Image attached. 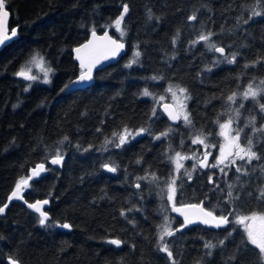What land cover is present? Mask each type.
I'll return each mask as SVG.
<instances>
[{
  "label": "trees",
  "instance_id": "1",
  "mask_svg": "<svg viewBox=\"0 0 264 264\" xmlns=\"http://www.w3.org/2000/svg\"><path fill=\"white\" fill-rule=\"evenodd\" d=\"M124 4L129 12L122 38L115 20ZM7 8L18 36L0 51V206L16 183L43 163L48 170L25 188L23 197L48 199L49 220L41 226L39 214L11 201L0 214V264H8V257L21 264H171L159 250V236L169 210L173 157L191 151L198 135L216 144L217 154L219 123L229 118L236 131L242 129V144L247 147L251 139L261 159L240 161L239 172L236 165L225 168L227 175L219 168L199 169L192 182L183 173L176 205L203 201L217 215L232 210L230 223L222 230L189 226L165 242L176 264H198L200 245L220 240L225 244L208 264H231L236 255V264H264V254L249 245L235 222L253 211L264 214V132L254 131L264 129L259 108L264 104V0H8ZM253 11L262 14L252 16ZM190 15L196 21L188 20ZM93 28L110 29L127 43V53L97 71L92 86L68 92L65 86L82 72L73 48ZM209 32L210 40L193 43ZM209 44L225 47L226 53L210 51ZM136 50L142 53L138 59ZM232 54L236 62L228 64L224 57ZM35 55L54 71L50 83H35L26 91L28 80L16 73ZM133 59L137 63L126 67ZM249 83L261 92L256 100L241 95ZM166 85L186 89L190 125L172 123L154 98L142 94L145 88L163 94ZM233 92L236 103L227 101ZM125 127L148 131L121 148L105 145ZM161 132L168 135L154 139ZM57 150L64 156L61 167L49 163ZM104 163L117 171H107ZM66 222L72 227L60 229ZM109 238L123 243L115 246Z\"/></svg>",
  "mask_w": 264,
  "mask_h": 264
},
{
  "label": "snow or ice",
  "instance_id": "2",
  "mask_svg": "<svg viewBox=\"0 0 264 264\" xmlns=\"http://www.w3.org/2000/svg\"><path fill=\"white\" fill-rule=\"evenodd\" d=\"M7 3L8 0H0V44H2L5 40L11 39L12 37H16L17 36V31L18 29L14 28L11 31L10 36L7 35H3V27H4V23H5V18L9 17V11L7 10ZM129 12V8L127 4L123 5V12L122 14L115 20V28L117 31L121 32V35L123 36L125 33L123 31H121V24L124 20L125 15ZM262 13L259 11H253L252 12V16H260ZM152 18L151 12L149 11V19ZM251 18V17H250ZM197 16L196 15H190L188 17V20L190 21H196ZM244 23H248V20H245ZM179 35V33H177V36ZM91 36H92V40H89L88 43H85L83 45H81L80 47H77L75 49V52L77 54L81 53L82 50H87L90 49L91 45L93 44V42L95 40H103V41H107L109 44V49L107 52L104 53L103 55V59L107 60L110 58H115L116 56H118L120 54V52L125 48V44L122 42H119L116 39H112L111 36L108 35L107 32L104 33V35L102 37H98L96 34L95 29L93 28L92 32H91ZM212 36V33H208L207 35L201 34L199 35L198 39L193 41V43H199L200 41H208L210 40ZM176 40L175 38L173 39V43H175ZM138 49V45L136 46ZM209 50L212 51L214 50L217 53H220L221 55H223L225 53V47H217L215 44H209L208 45ZM135 57L138 59L142 53L139 50H136L134 53ZM225 60L227 61L228 64H234L236 62V55L232 54L230 58L228 57H224ZM77 59L80 60L81 62V67L85 69L84 72H82L80 74V76L78 77V81H74L73 83L76 82H87V81H91L92 80V70L95 67L96 63L99 62V60H93L89 63H85L84 58L77 55ZM137 59H133L131 60L126 67H131L133 64L137 63ZM245 67H248V65H245ZM210 70V69H209ZM54 70L52 69H48V72H52ZM17 76L22 77L26 80L29 81H36L37 77L34 75H30L29 73L25 72V71H18L16 73ZM153 80L156 79V77H152ZM161 79H163V77H161ZM50 79L48 78L47 75H45V78L43 79V83H50ZM261 84H264V81L260 82ZM31 87V84L28 85V88ZM70 87L68 85L65 86ZM26 91L28 90L27 88L25 89ZM169 92H172L173 98H175L176 93L172 91V87L169 86L167 89ZM179 91L181 93L186 92V89L184 88H180ZM143 96H150L151 93L148 91L147 88L144 89L143 91ZM243 99H248L249 97H251L253 100H256V98L261 95L260 91H257L253 88V85L251 83L248 84L247 86V90L243 91L241 93ZM186 99L188 97H185ZM161 100L164 99L163 96L160 97ZM227 101L231 102V103H236V93L233 92L231 95L227 96ZM13 107H16V105H13ZM186 107V106H185ZM244 105L241 102L239 104V108H243ZM172 106L169 104H164L163 105V110L165 113H167V116L172 120V121H176L178 120L180 117L178 114L174 113L171 110ZM259 108L261 111H264V104H259ZM237 114H238V109H237ZM152 115L155 116L156 115V111L155 109H153ZM183 120L184 123L186 125H190L192 122L189 119V115L188 114H184L183 115ZM232 119H228L226 122L224 123H219V132L217 135L224 137V143L222 145H220L219 147V156L215 159V161L209 165L208 164V160L209 157L211 156V152L207 151V149L209 147L215 148L216 144H206L205 143V139L201 138L199 135L195 137V139H193L191 141L192 144H200L204 146V153H203V159H197V157L195 155L193 156H181V154L179 152L175 153V160L177 161L176 163V168H175V172L178 174L179 170L181 168H183V164L179 163L180 160H195L196 163L202 167V168H208V167H212V168H219L220 173H223L225 175H227V173L225 172V168L224 167H220V165H225V167H230L232 165L236 164V158L240 159V160H245L247 158V163L251 164L252 160H260L261 156L258 155L257 151H253L252 150V140L251 139H247V148L242 147L241 144L239 143L240 141V131L241 130H237L235 136H231L230 131H226V130H230L231 129V125H232ZM171 130V129H169ZM97 131H100V129H97ZM146 131H148L145 128H139L135 133H133L132 131H130L127 127L124 128L123 134L119 135L118 138V142L114 143V147L115 148H121L123 147L126 143L129 142V137H131V139H135L136 136H139L143 133H145ZM254 131H262L264 132V129H254ZM168 135V132H161L160 135H157L154 137V139L156 140H160L161 137H166ZM209 135H211V133H209ZM113 136H116V133H113ZM64 141L68 140V137L65 136ZM61 143H63V141H61ZM105 144H113L112 140L106 139L105 140ZM181 144H183V141H181ZM79 149V145L76 146ZM92 148V145H89L88 148L83 149L84 151H88ZM108 149L105 148V151H107ZM231 157H235V158H231ZM231 158V159H230ZM171 159V157H170ZM63 161H64V156L61 155V153L59 152V150H57L56 155L51 158L50 163L52 165H63ZM227 161V164H226ZM140 161H137V163H139ZM102 167L104 169H106L109 172L115 173L117 171V167L112 166L110 163H104L102 165ZM48 169H46L45 164L41 163L39 165H37V167L33 168L31 170V176L27 177V178H23L20 179L16 185H15V189L11 192L10 196L8 197L9 202H11V200L13 199H19V200H24V197L22 195H20L21 192V188L22 186L27 187L29 184V180H31L34 177H39L40 174L42 172L47 171ZM196 170V165H193V171ZM237 172L240 171V168L237 167L236 169ZM188 175V178L191 179V174L190 173H186ZM140 179H147V177H137V180ZM153 179H155V176H153ZM209 183H213L215 184L216 182L212 179V176H209ZM176 178L175 176H172V178L170 179V183H168V188L170 190V195H168V200L172 202L171 204V210L173 212L179 213L181 216L184 217V222L180 225V227H178L175 231H182L183 228L187 227L188 225L194 224V223H202L203 225H207L209 227H213L216 229H219L221 227H225L230 223L229 217L233 215V211L229 210L227 214H223L221 213L220 215H215L213 211L211 210H207L203 207V201L199 202V203H192V204H187V205H182L181 207H177L176 206V202H175V195H176ZM218 187V184L216 185ZM135 188L139 189L141 187L140 183H136L134 185ZM230 187V186H229ZM227 195L230 197L232 195L231 191H229L227 193ZM261 195L264 196V192H261ZM25 203H27V201H24ZM49 204V200L45 199V200H37L35 203H29L27 204V206L30 209H34L36 212L40 213V220H39V224L41 226H44L48 220H49V215L47 212L42 211V206L43 205H48ZM8 207V204L5 203L3 206H0V214H4L6 209ZM186 209H195L198 210V214L195 216V218H190ZM129 211H131V209H129ZM122 216H125L126 213L125 212H121ZM257 217L255 216V214L251 217H246V216H239L236 218L235 222L239 223L241 225H245V228L247 230V235L248 238L250 239V242L252 245H255L258 249L260 253H264V236L257 238L255 235H253V232L251 231V229L247 228L246 225V221L247 220H255ZM261 220H264V216L260 217ZM165 220H167V218H165ZM63 228L66 229H70L72 227V225L65 223L62 225ZM175 235V232L172 231L169 228H165V230L162 232V234L159 236V242L161 243V247H160V251L163 253L167 254L168 259L170 260L171 264H176V260L173 257V252L169 249L168 243L165 242V236L167 237H172ZM228 235H231V233L229 232ZM227 238V237H226ZM225 238V239H226ZM109 243L116 245V246H120L123 241H121L120 239H110L108 241ZM225 244V240H220L219 241V245L223 246ZM205 249H214L217 247V245H214L212 243H205L204 244ZM212 252L208 251L207 255H211ZM239 259V256H233L230 258L231 264H236L237 260ZM8 264H21L20 260L17 258H13V257H8Z\"/></svg>",
  "mask_w": 264,
  "mask_h": 264
},
{
  "label": "rangeland",
  "instance_id": "3",
  "mask_svg": "<svg viewBox=\"0 0 264 264\" xmlns=\"http://www.w3.org/2000/svg\"><path fill=\"white\" fill-rule=\"evenodd\" d=\"M121 31H123V29H122V24H121ZM119 32V31H118ZM124 32V31H123ZM120 33V35H121V32H119ZM122 36V35H121ZM122 38H124V35L122 36ZM48 69H50V67L47 65V63H46V61H45V59L43 58V57H41V56H39V55H35L34 57H32L31 59H30V61L28 62V64L21 70V71H25V72H27V73H29L30 75H34V76H36L37 77V80L36 81H29L28 80V82H29V84H31V87H32V85L33 84H35V83H43V79L45 78V75H47L48 76V78L49 79H51V72H48ZM43 84H48V83H43ZM169 86H171L172 87V91L173 92H175L176 93V96H175V98H173V95H172V92H169L167 89H168V87ZM30 87V88H31ZM30 88H28L27 87V89L29 90ZM179 89H180V87H178V86H175V85H166L165 86V93H163V94H160V95H156V96H154V95H150L152 98H154L155 99V101H156V103L159 105V107H160V105L162 104V103H167V102H170L171 104H173L174 105V107H175V109L177 110V114L179 115V120L182 122V123H184V120H183V115L184 114H188V110H187V99L185 98V97H188L187 96V94H186V92H184V93H181L180 91H179ZM161 96H163L164 97V99L163 100H161L160 99V97ZM186 106V107H185ZM229 119H232V118H229ZM228 120V119H227ZM227 120H225L224 122H226ZM232 125H231V129L230 130H226V131H230V134H231V136H235V134H236V128H235V126H234V120L232 119ZM224 122H222V123H224ZM130 131H132L133 133H135L136 131H134V130H130ZM120 134H123V132H121V133H119L117 136H115L113 139H112V141H113V144H105L106 146H108V147H112V148H114V143H116V142H118V138H119V135ZM143 134H146V132L145 133H143ZM142 135V134H141ZM140 136V135H139ZM138 136H136V138H137ZM202 138V137H201ZM203 139H205V138H203ZM133 139H131V137H129V142H131ZM205 143L206 144H210L206 139H205ZM224 143V137H222L221 136V144L220 145H222ZM239 143L241 144V146L242 147H245L243 144H242V142H241V140L239 141ZM195 146H194V148H192V150L191 151H189V152H187V153H185V154H183V153H180L181 154V156L182 155H185V156H193V155H195L196 157H197V159H202L203 158V153H204V151H205V149H204V146L203 145H200V144H194ZM211 145V144H210ZM245 148H247V147H245ZM207 151H210L211 152V156L213 155L214 156V154H215V148H212V147H209L208 149H207ZM219 156V148L217 149V154H216V158ZM231 158H235V157H231ZM230 158V159H231ZM173 159H174V172H173V176H175V178H176V184H175V187H176V189H177V191H176V195H177V193H178V189H179V183H180V180H181V178H182V174L184 173V176L186 177V178H188V175L186 174V173H190L191 174V177H193L194 176V174L196 173L195 171H193V165L195 164L196 165V169L198 168L197 167V163H196V161L195 160H180L179 161V163H181V164H183V168H181L180 170H179V173L177 174L176 172H175V168H176V163H177V161L175 160V155H174V157H173ZM247 159V158H246ZM245 159V160H246ZM214 161H215V159H214ZM240 161H242V160H240V159H238V158H236V167H238L239 166V163H240ZM244 161V160H243ZM226 164H227V161H226ZM234 165V166H235ZM220 167H224V168H230V167H232V166H230V167H225V165H220ZM209 168V167H208ZM207 168V169H208ZM210 169V168H209ZM171 193H170V190H169V188H167V197H168V195H170ZM176 195H175V202H176ZM171 204H172V202L171 201H169L168 200V198H167V206H168V208H169V210L167 209L166 210V213H165V218H167V220H165L164 219V228H163V230L162 231H164L165 230V228H169V229H171V230H173V225H172V220H171V218H172V215H171V212H172V210H171ZM264 221V220H263ZM162 246V245H161ZM264 254V253H263Z\"/></svg>",
  "mask_w": 264,
  "mask_h": 264
},
{
  "label": "water",
  "instance_id": "4",
  "mask_svg": "<svg viewBox=\"0 0 264 264\" xmlns=\"http://www.w3.org/2000/svg\"><path fill=\"white\" fill-rule=\"evenodd\" d=\"M7 10L9 11L8 8H7ZM9 14H10L9 17L5 18V23H4V27H3V33H2L3 35H7V36H10L11 31H12L14 28L18 29V27H14V28L11 29V27H10L11 13H10V11H9ZM95 31H96V30H95ZM91 32H92V31H91ZM91 32H90L89 37L87 38V40H85L83 43H81V44H79V45H77V46H75V47L73 48V56H74L75 61L78 63L80 69L82 70V72H84L85 69L81 67V62H80V60L77 59V55L83 57L85 63H89V62H91V61H93V60H97V59L99 60V62L96 63L95 67H94L93 70H92V73H91V75H92V80H91V81H87V82H76V83H73L74 81H78V77H79L80 74L82 73V72H81L78 76H76V77H75V78L69 83L68 86H70V87H67V91H68V92H70V91H75V90H79V89H85V88H88V87L92 86V85L94 84V82H95V74L97 73V71H99V70L105 68V67L108 66V65H111V64H113V63H116V62L119 61L123 56H125L126 53H127V43H126L125 41L120 40V39L116 38L115 36H113L112 33H111V31H110V29H106V30H104L103 32H98V31H96L97 36H98V37H102V36L104 35V33L107 32L108 35L112 37V39H116V40H118L119 42H122V43L125 44V48L120 52V54H119L118 56H116L115 58L107 59V60L103 59V55H104V53L107 52L108 49H109V44H108V42H107V41H103V40H95V41L93 42V44L91 45L90 49L82 50L81 53L77 54V53L75 52V49H76L77 47H80L81 45H83V44H85V43H88L89 40H92ZM17 36H18V31H17ZM17 36H16V37H12L11 39L5 40L2 44H0V51H1L6 45H8L10 42H12L15 38H17ZM219 47H223V46H219ZM225 53H226V52H225ZM225 53H224V54H225ZM218 54H220V53H218ZM224 54H223V55H224ZM164 104H169V105H171V106H172L171 110H172L174 113L177 114V111H176L175 107H174L172 104H170V103H162V104L160 105V109H161L163 112H164V110H163V105H164ZM164 113H165V112H164ZM165 114L167 115V113H165ZM168 118H169V117H168ZM169 119H170V118H169ZM170 121H172V120L170 119ZM172 122H173V123H178V122H179V119L176 120V121H172ZM183 156H185V155H182V157H183ZM53 157H54V156H53ZM53 157H52V158H53ZM202 159H203V158H202ZM50 160H51V158H50ZM50 160H49V163H50ZM40 164H41V163H40ZM50 164H51V163H50ZM208 164H209V163H208ZM38 165H39V164H38ZM51 165H52V164H51ZM209 165H211V164H209ZM53 166L61 167V165H53ZM35 167H37V166H35ZM35 167H33V168H35ZM45 167H46V165H45ZM198 167H199L200 169H202V170H206V169H207V168H202V167H200L199 165H198ZM33 168H32V169H33ZM209 168H212V167H209ZM32 169H31V170H32ZM31 170H30V172H29L28 177L31 176ZM45 172H46V171H45ZM45 172H42V173L40 174L39 177H41L43 174H45ZM39 177H34V178H32L31 180H29V184H30L32 181H34L35 179L39 178ZM190 180H191V179H190ZM29 184H28V185H29ZM25 188H26V187L22 186V188H21V192H20V195L23 196ZM139 189H140V188H139ZM13 200L20 201L21 203H23V204L26 205V206H27V204H29V203H35V202H36V201H34V202H29V201H27L25 198H24V200H19V199H13ZM13 200H11V201H13ZM25 200L27 201V203L24 202ZM44 200H45V199H44ZM9 203H10V202H9V200H8V201H7V204H9ZM187 204H192V203H187ZM187 204H182V205H187ZM182 205H180L179 207H181ZM46 206H47V205H43V206H42V211H44V209L46 208ZM27 207H28V206H27ZM203 207H204V206H203ZM28 208H29V207H28ZM204 208H205V207H204ZM29 209H30V208H29ZM205 209H206V208H205ZM30 210H32L33 212H35V213H37V214L40 215V213L36 212L34 209H30ZM186 211H187V213H188V215H189L190 218H195V216L198 214V210H195V209H186ZM2 215H3V214H2ZM182 218L184 219L183 216H182ZM66 223H67V222H66ZM63 224H65V223H63ZM63 224H59V228H60V229H65V230H69V229L63 228V227H62ZM68 224H69V223H68ZM195 224L203 225L202 223H199V222L194 223V224H192V225H195ZM203 226H207V225H203ZM207 227H209V226H207ZM209 228H213V227H209ZM110 239H118V238H109L107 241H109ZM108 243H109V242H108ZM110 244H111V243H110ZM121 245H122V244H121ZM121 245H120V246H121ZM115 246H116V245H115Z\"/></svg>",
  "mask_w": 264,
  "mask_h": 264
},
{
  "label": "flooded vegetation",
  "instance_id": "5",
  "mask_svg": "<svg viewBox=\"0 0 264 264\" xmlns=\"http://www.w3.org/2000/svg\"><path fill=\"white\" fill-rule=\"evenodd\" d=\"M12 29V28H11ZM152 95H154V94H152ZM155 96V95H154ZM151 97V96H150ZM167 103H170V102H167ZM171 104V103H170ZM173 105V104H172ZM174 106V105H173ZM177 111V110H176ZM166 115V114H165ZM167 116V115H166ZM168 117V116H167ZM170 120V119H169ZM172 122V121H171ZM181 121L179 120V122L178 123H180ZM173 123V122H172ZM178 123H174V124H178ZM142 135H144V134H142ZM142 135H140V136H142ZM139 137V136H138ZM137 137V138H138ZM136 139V138H135ZM128 143H130V142H128ZM128 143H126V144H128ZM125 144V145H126ZM115 148V147H114ZM214 159H216V154H214V156L212 155V156H210L209 157V160H208V163L209 164H212L213 162H214ZM197 167H198V165H197ZM200 168L198 167L196 170L198 171ZM189 182H192V178H191V180L189 179ZM210 184H212V183H210ZM192 203H199V202H192ZM181 204H178V205H176L177 207H179ZM204 206V205H203ZM205 207V206H204ZM206 208V207H205ZM207 210H209L208 208H206ZM172 213V218H171V220H172V225H173V230L172 231H174L175 233H176V229L178 228V227H180V225L184 222V219L182 218V216L179 214V213H176V212H171ZM215 214V213H214ZM255 214V216L257 217L255 220H247L245 223H246V225H247V228L248 229H251V231L253 232V235H255L257 238H260V237H262V236H264V221L263 220H261L260 219V217L261 216H264V214L263 213H260V212H258V211H253V212H250V213H248V214H246V215H244V216H246V217H251V216H253ZM215 215H217V214H215ZM164 219H165V216H164ZM165 222V221H164ZM177 225V228H175V226ZM236 225L237 226H239V228L245 233V236H246V238H247V240H248V242H249V245L250 246H253V247H255L256 249H258L255 245H252L251 244V242H250V239L248 238V235H247V230H246V228H245V225H241V224H239V223H236ZM189 226H201V227H204V228H206V229H210V230H215L216 228H209V227H207V226H203V225H200V224H195V225H188L187 227H189ZM163 228H164V224H163ZM186 228V227H185ZM185 228H183V230L185 229ZM216 230H222V227L221 228H219V229H216ZM163 232V231H162ZM162 232H161V234H162ZM231 232H234V230H231ZM160 234V235H161ZM167 238V236H165V239ZM200 240V239H199ZM214 245H216V244H214ZM219 245H217V247H218ZM216 247V248H217ZM216 248H214V249H211V250H209V249H205V247H204V244H201L200 245V249H199V251H200V254H198L197 256H196V258L197 259H199V261H198V264H208V262H209V260H208V258H212L213 257V255H214V252H215V249ZM259 250V249H258ZM203 251H205L204 253H201V252H203ZM208 251H211L212 252V254L209 256V255H207V252Z\"/></svg>",
  "mask_w": 264,
  "mask_h": 264
},
{
  "label": "bare ground",
  "instance_id": "6",
  "mask_svg": "<svg viewBox=\"0 0 264 264\" xmlns=\"http://www.w3.org/2000/svg\"><path fill=\"white\" fill-rule=\"evenodd\" d=\"M213 188V187H212Z\"/></svg>",
  "mask_w": 264,
  "mask_h": 264
}]
</instances>
